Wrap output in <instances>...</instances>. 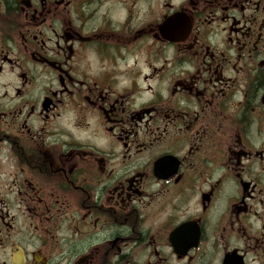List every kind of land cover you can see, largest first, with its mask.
I'll return each mask as SVG.
<instances>
[{
  "label": "flooded vegetation",
  "instance_id": "flooded-vegetation-1",
  "mask_svg": "<svg viewBox=\"0 0 264 264\" xmlns=\"http://www.w3.org/2000/svg\"><path fill=\"white\" fill-rule=\"evenodd\" d=\"M0 264H264V0H0Z\"/></svg>",
  "mask_w": 264,
  "mask_h": 264
}]
</instances>
